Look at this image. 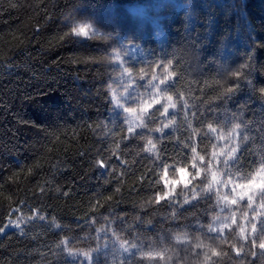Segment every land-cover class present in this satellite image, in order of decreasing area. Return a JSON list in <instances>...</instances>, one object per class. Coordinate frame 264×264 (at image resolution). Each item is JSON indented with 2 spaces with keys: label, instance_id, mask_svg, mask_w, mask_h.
I'll list each match as a JSON object with an SVG mask.
<instances>
[{
  "label": "trees",
  "instance_id": "16d2710c",
  "mask_svg": "<svg viewBox=\"0 0 264 264\" xmlns=\"http://www.w3.org/2000/svg\"><path fill=\"white\" fill-rule=\"evenodd\" d=\"M142 1L0 0V226L5 228L18 210L44 217L24 235H0V264H40L63 240L96 232L110 215L125 216L150 245L164 246L186 234L191 244L181 249V263L173 259L162 264H209L204 259L210 255L208 246L228 250L229 240L212 242L202 227L213 226L217 214H226L211 194H201L168 220L160 217L166 205L157 197L164 192L162 164L188 166L184 157L191 153L184 143L189 137L197 140L198 151L204 147L198 144L199 134L207 131L204 120L219 127L235 114L252 122L250 134L258 141L255 129L264 120V94L259 92L264 88V0H247L243 7L242 0H235L243 43L224 56L222 67L212 66L210 47L186 39L176 28L163 51L177 73L169 94L184 110H176V122L164 132L162 143L161 133L148 122L151 127L142 131V138L156 144L154 155L128 142L118 164L109 156L110 140L126 133L120 134L123 121L105 88L99 60L105 49L70 28L78 19L98 20L109 6ZM225 88L237 90L226 96ZM100 157L115 167L110 179L98 172ZM242 212H237L238 219ZM118 227L124 234L131 230ZM197 243L200 249L194 247ZM219 261L238 264L232 253Z\"/></svg>",
  "mask_w": 264,
  "mask_h": 264
},
{
  "label": "rangeland",
  "instance_id": "374dc122",
  "mask_svg": "<svg viewBox=\"0 0 264 264\" xmlns=\"http://www.w3.org/2000/svg\"><path fill=\"white\" fill-rule=\"evenodd\" d=\"M246 1L242 0V7L246 4ZM101 11L98 20L78 19L72 26L90 25L89 36L79 37L100 42L105 49L103 53L99 54L100 64L104 71L105 88L112 101L114 113L123 121V129L121 128L120 134L123 131L126 133L124 138L116 139V136H113L110 140L111 150L109 156H112L120 164L123 162V156H125L121 149L122 145L134 142L137 144L136 148L141 151L150 147L147 143L148 136L142 138V131L145 128L139 126L136 113L126 112L124 109L129 107L135 109L138 107L140 100L148 99L150 92L153 91L149 82L150 74L155 71L156 75L160 76L164 72V67L156 70L154 65L163 61V64L169 67V71H172V62L164 53L163 48L169 38L176 36V28L181 29L186 39L193 38L199 45L210 47L213 52L212 56L216 60L214 61L212 57V66H215L216 63L217 66L222 67L224 56L234 52L243 43V20L238 14L235 0H144L125 7L109 6ZM169 62L171 63L169 64ZM140 69H144L145 72L142 74ZM170 112L175 113L177 111L170 109ZM162 123L169 124L168 128L163 129V132L171 129L172 123L166 117H159L153 126L160 128ZM129 126L135 129L134 133H128ZM253 127L256 126L253 125ZM258 128L255 129L258 141L255 140L252 146L253 149H258L261 144ZM146 153L150 156L154 155L155 149ZM100 161H103L106 167H101ZM181 165L183 163H177L169 169V180L178 177L179 173L175 171V168ZM97 169L105 179H110L115 171V167L103 157L98 159ZM189 170L191 171L190 168ZM217 179H220L219 175ZM161 182L164 192H167L168 188L162 178ZM214 189L215 184H213ZM175 192L176 194L173 197L162 200L166 205V209L160 214L162 220L170 219L174 212L187 206L186 200L192 202L195 197H199L208 190L201 188L199 179H197L193 183L191 191L181 184L176 187ZM193 193H195V197ZM223 193L224 190L221 189V195ZM220 204L223 205V201ZM220 204L217 206L219 207ZM224 209H226V214L219 213L217 214L218 218L213 219V228L218 227L222 222H227L228 217L232 214L230 205ZM238 211L244 210H236V216ZM249 215H252V213L249 212ZM40 217L41 215L38 213L28 216L18 210L15 212V216L8 221L5 230L0 235L4 236L8 232H17L24 235L27 227L32 222L44 221ZM237 220L239 223L244 224L245 217L241 215L238 219L237 216ZM17 222L20 224V228L14 226ZM101 222L102 224L96 232L91 231L82 239H71L70 246H64L62 242L67 239L63 240L56 252L44 257L40 264H87L84 260V252H88L93 257L92 264H120L122 257L127 255L123 253L121 247L124 240L137 243L142 249V252L137 253L136 260L129 257V264L172 263L175 262L173 259L179 260L178 263H181L180 251L189 244L186 243V241H189L186 234H178L173 241L167 242L164 246L155 243L146 244L147 240L142 236L144 232L134 230L132 222L127 221L123 215H110ZM119 225H124L125 228L131 230L124 234L119 230ZM245 227L248 230L249 238H251L250 225H245ZM229 243L230 245L235 244L242 247L244 253L249 252V247L240 236L238 229L235 238L229 239ZM258 243L257 246L251 248V252L255 255H245L244 258H241L236 257L234 251L231 252L238 260V264H255L257 259V264H264V255H262L264 250L259 249ZM106 244L107 247H105ZM70 250L73 253L71 255L69 254ZM149 251L153 253L163 251L166 255V261L157 262L147 257L139 260L143 253Z\"/></svg>",
  "mask_w": 264,
  "mask_h": 264
},
{
  "label": "snow or ice",
  "instance_id": "6c2138e0",
  "mask_svg": "<svg viewBox=\"0 0 264 264\" xmlns=\"http://www.w3.org/2000/svg\"><path fill=\"white\" fill-rule=\"evenodd\" d=\"M90 29V25H81L73 27L72 32L77 36L87 37L89 36ZM161 67H164L162 75L157 76L155 71L150 74L149 82L153 91L150 92L148 99L140 100L138 107L135 109L131 107L124 109L126 112L136 113L141 128H150L151 125L148 121L155 123L159 117H166L170 123H175L177 116L173 112H170V109L184 110V106L180 104L179 100L176 99L174 101V97L169 94L177 73L169 71V67L165 66L163 61L154 65L156 70H159ZM140 72L143 74L145 70L140 69ZM232 75H239V70ZM236 90L234 88H225V95L234 93ZM259 92L264 94V88L259 89ZM196 115V112L192 113L193 117ZM214 122L217 123L216 121ZM202 124L206 125L207 131L202 130L201 134H199L198 144L204 147L198 151L197 140L191 137L184 143V147L191 153L190 156L186 153L184 157L188 163V167L181 165L175 168V171L179 175L177 178L169 180V168L174 166L168 163L162 164L161 178L168 190L159 195L157 200L173 197L176 194V187L182 184L184 188H190L199 179V186L208 190L205 196L211 194L215 197L216 205H219L223 201L224 208L230 205L232 212L227 222L220 223L216 228H213L211 225L202 226L206 228L208 239L212 242L223 241L224 244H228L229 239L235 238L238 229L240 236L249 247V252L244 253V249L235 244L228 245L227 251L221 247L208 246L210 255L205 254L204 259L209 264H220L219 258L229 257L233 251L236 257L241 258H244L245 255H255V253L251 252V248L257 246L258 242L259 249L264 250V120L260 122L261 126L257 129L261 141L258 149H253L252 147L256 138L250 134L251 121H246L234 114L232 120L227 121L219 127H214L213 123L208 122V120H204ZM217 124L219 125V123ZM168 127V123H162L160 128H151L152 131L161 132V143L167 138L163 129ZM127 131L128 133H134L135 129L129 126ZM147 143L150 147L143 149V151L152 152L156 148V144L151 139ZM161 151H163L162 148ZM156 155L162 159L159 153H156ZM248 157H251L250 162ZM99 163L101 167H106L103 161ZM218 175L220 179H217ZM234 177L235 179H233ZM213 184H215L214 190ZM221 189L224 190L223 195H221ZM193 195L195 197V193ZM195 199L198 200L200 197H195ZM185 203L190 204L191 202L186 200ZM224 208L221 210L223 211ZM239 209L244 210L241 213L245 217L244 224L239 223L237 220L235 213ZM249 212L252 215H249ZM172 215L174 219L177 218V212H174ZM43 218L42 216L40 217V219ZM9 223L11 224V221ZM245 225H250L251 238H249ZM14 226L20 228L18 222ZM56 227H60V225L57 224ZM4 230V227L0 226V232ZM62 243L64 246H70L72 240L67 239ZM186 243L191 244V241H186ZM105 247H107V244ZM121 247L123 253L127 255L122 257L120 264H129V257L136 260L137 253L142 252L137 243H132L128 240H124ZM194 247L200 249L201 244L197 243ZM69 254H73L71 250ZM197 255H200V253H197ZM83 256L87 264H92L93 257L88 252H84ZM144 257L156 260L157 262L166 261V255L163 251L143 253L139 260H143ZM213 257L218 259L213 261Z\"/></svg>",
  "mask_w": 264,
  "mask_h": 264
},
{
  "label": "clouds",
  "instance_id": "9594fccd",
  "mask_svg": "<svg viewBox=\"0 0 264 264\" xmlns=\"http://www.w3.org/2000/svg\"><path fill=\"white\" fill-rule=\"evenodd\" d=\"M200 183V182H199ZM202 188V187H201ZM189 191H191V187L189 188Z\"/></svg>",
  "mask_w": 264,
  "mask_h": 264
}]
</instances>
